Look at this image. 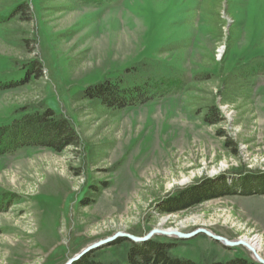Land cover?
<instances>
[{
	"label": "rangeland",
	"instance_id": "1",
	"mask_svg": "<svg viewBox=\"0 0 264 264\" xmlns=\"http://www.w3.org/2000/svg\"><path fill=\"white\" fill-rule=\"evenodd\" d=\"M21 1L28 18L10 27L0 18V124L50 109L69 119L77 143L0 155V264H64L119 231L155 228L260 236L264 258V0ZM214 8L221 31L206 16ZM35 58L39 78L5 86ZM237 76L227 85L233 101H224L222 85ZM137 77L160 84L153 98L116 107L85 97L108 79ZM208 100L217 123L203 118ZM225 179L238 194L222 193ZM206 184L216 195L167 211ZM150 240L197 264L260 263L246 246L204 233ZM132 242L119 237L83 257L127 264Z\"/></svg>",
	"mask_w": 264,
	"mask_h": 264
},
{
	"label": "trees",
	"instance_id": "2",
	"mask_svg": "<svg viewBox=\"0 0 264 264\" xmlns=\"http://www.w3.org/2000/svg\"><path fill=\"white\" fill-rule=\"evenodd\" d=\"M4 6L0 7V18L3 20L7 27L18 19H25L26 12L30 11L28 3L19 0L18 2H13L14 0H3ZM210 0H205L204 3L207 4ZM28 13V12H27ZM30 14V13H29ZM209 22L217 30L222 29L224 20L219 16V9H210L206 14ZM6 27V28H7ZM22 44L28 43V38L25 36L20 39ZM135 69H129L128 72L131 74ZM15 72L8 74L7 77H11L16 72L24 71V75L18 76V78H11L5 84V86L13 88L20 84L28 82L33 77L39 78L43 74V66L38 58L23 60L20 62L18 68L14 70ZM133 71V72H134ZM208 75V76H207ZM5 76V77H6ZM213 76L210 74H205L203 77ZM4 79V78H3ZM238 76L234 79L226 78L225 85L221 87V93L224 95V101H233L234 94L237 92L235 90L234 94L230 93L231 88H227L230 81H238ZM2 80V79H1ZM106 81V80H105ZM123 78H118V80L108 79L106 82L97 86L94 90L89 91L85 97L92 100H99L105 104H113L116 107H123L126 104H136L138 101L142 102L148 98H153L157 92L160 84L156 80H152L150 77L137 79H128L123 84ZM134 81H140L139 84H135ZM142 82V84H141ZM3 85L0 84V87ZM124 85V86H122ZM127 85V86H125ZM191 92V87L188 86L187 93ZM199 98L194 97V101ZM213 101V100H212ZM212 101L208 100L206 103L205 114L203 116L204 120L211 123H217L219 118L216 116L218 114V106ZM117 109V108H116ZM200 111V108L199 110ZM3 122V121H2ZM73 126L69 119L65 116H58L52 110L46 109L37 112H25L19 118H15L10 123L0 124V155H5L9 152H14L15 149L21 146H49L57 150H61L64 146L70 144H76L77 139L73 131ZM237 183V182H236ZM236 183L232 186L227 182L223 183V194H238ZM208 184L202 186H195L191 188L188 192L179 194V198L171 199L167 205H172L173 200L176 207L170 206L167 211H173L177 209H184L185 207L199 202L203 199H208L213 197L215 193V188H207ZM231 187L235 189L229 190ZM246 188H242L241 192ZM225 190V191H224ZM190 195V197H189ZM189 198V199H187ZM177 205H179L177 207ZM172 207V208H171ZM133 246L128 253L127 264H197L195 261L190 259H180L173 257L170 253L171 245L168 243L160 242L158 240H148L145 242H132ZM89 256L83 257L82 259L76 261L74 264H104L102 262L90 261ZM207 264H260L253 261H249L243 257H236L227 261H215Z\"/></svg>",
	"mask_w": 264,
	"mask_h": 264
},
{
	"label": "water",
	"instance_id": "3",
	"mask_svg": "<svg viewBox=\"0 0 264 264\" xmlns=\"http://www.w3.org/2000/svg\"><path fill=\"white\" fill-rule=\"evenodd\" d=\"M158 233L168 235V236H176V237L181 238V239H189V238H192V237H194L200 233H204V234H207L208 236H210L211 238L215 239L216 241L221 242L225 246H229V247L238 246V245L246 246L249 250H251L253 252L255 259L258 262L264 264V258L261 257L257 248L253 247L246 240H244V239L230 240V239H228L222 235L213 233L211 230H209L207 228H203V227L197 228L196 230L191 231V232H182V231H179L177 229L165 230V229H161V228H155L143 236H137V235H134L131 233L119 231L111 237L100 240V241L95 242L94 244L86 247L81 253L72 257L70 260H68L64 264H74L76 261L81 259V257H83L88 252L93 251V250H95V249H97L103 245L109 244L110 242H113L114 240H116L119 237L120 238L126 237V238L132 240L133 242H145V241H148L149 239H151L153 235L158 234Z\"/></svg>",
	"mask_w": 264,
	"mask_h": 264
},
{
	"label": "bare ground",
	"instance_id": "4",
	"mask_svg": "<svg viewBox=\"0 0 264 264\" xmlns=\"http://www.w3.org/2000/svg\"><path fill=\"white\" fill-rule=\"evenodd\" d=\"M188 179L184 180L183 182H186ZM173 230V229H172ZM244 240H246L249 244H251L253 247H256L257 250H259L261 246V238L260 236H255L253 238L249 237H243Z\"/></svg>",
	"mask_w": 264,
	"mask_h": 264
}]
</instances>
